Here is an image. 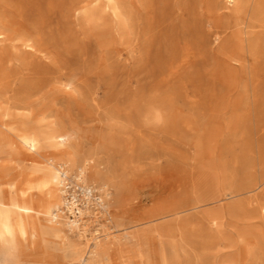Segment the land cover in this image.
<instances>
[{"label":"bare ground","instance_id":"obj_1","mask_svg":"<svg viewBox=\"0 0 264 264\" xmlns=\"http://www.w3.org/2000/svg\"><path fill=\"white\" fill-rule=\"evenodd\" d=\"M220 1L228 14L217 7ZM232 26L240 51L248 49L256 59H264V0H0V264H55L59 252L67 254L69 264H179V247L187 243L190 252L197 250L185 238L180 245L167 241L165 230L134 231L166 212L141 209L128 220L114 217L112 208L122 207L135 139L152 143L197 137L182 143L210 170L204 161L213 152L211 139L199 133L207 106L200 93L186 91L185 80L206 61V46L220 43ZM94 41H99L101 54L93 48ZM116 41L130 44L143 64L142 79L158 74L161 87L172 90L141 87L139 71L116 72L119 59L110 57ZM160 43L164 56L155 49ZM239 53L225 57L240 63L244 54ZM153 60L157 70L150 68ZM174 84L185 91L174 90ZM65 97L86 110L85 122L108 121L109 130L101 139H68L59 115ZM159 151L158 157H182L168 146ZM3 155L6 159L1 160ZM63 173L92 186L103 199L104 228L112 232L103 239L94 237L87 253L80 241L91 233L90 208H82L86 219L81 224L70 221L64 212ZM154 181L167 186L171 195L187 190L182 173L163 172ZM246 189L232 182L212 199L264 197V175ZM224 210L220 206L190 229L204 264H239L230 257V246H220L224 213L238 221H264V204L257 216L244 219L241 205ZM258 236L257 242L264 244V233Z\"/></svg>","mask_w":264,"mask_h":264},{"label":"rangeland","instance_id":"obj_2","mask_svg":"<svg viewBox=\"0 0 264 264\" xmlns=\"http://www.w3.org/2000/svg\"><path fill=\"white\" fill-rule=\"evenodd\" d=\"M133 2L136 3V0H132ZM206 6L204 3L202 11H206ZM224 6L223 1L217 4L221 12L226 14ZM235 31L236 28L232 26L220 43L211 41L205 48L206 61L198 65L197 72L191 75L190 80H185L186 91L192 96L200 93L199 96L207 106L206 117L201 120L199 133L206 134L203 139H211L213 152L204 161L205 164L209 163L210 170L203 168L196 161L194 149L187 148L182 143L184 140H197V137L151 139L152 146L146 142L147 139L141 141L135 139L138 144L134 156L131 157L133 163L126 178V187L121 193L122 207L112 208L114 217H125L128 220L133 217L134 211L141 209L155 208L160 212H166L160 216L161 218L158 217L157 221L139 226L134 231L140 229L155 234L157 231L163 233L165 230L167 241H174L180 245L183 243L182 238H185L186 242L196 245L197 250L191 252L186 246L187 243L178 248L179 264H204L202 259L205 256L198 249L199 245L194 242L196 233L192 235L194 232L190 230L203 216L214 213L220 206L226 211L228 208L241 205L245 210L242 218L255 217L259 205L264 204V197L252 198L247 194L222 202L212 199L215 193L232 182L234 186H245L246 190H249L253 180L261 174L264 175V59H256L247 48L241 52L237 40L239 35ZM95 42L93 48L98 51L99 41ZM159 48L164 56V44H157L155 49ZM97 53L101 54L100 51ZM237 53L244 54L240 63L229 62L225 57V54ZM110 57L112 60L119 59L115 65V71L118 73L128 75L139 71L140 76L136 79H140L141 87L158 92L172 90L170 87H161L158 74L142 79L146 75L140 70L143 64H140L132 53L130 44L116 41L110 47ZM156 64L157 62L153 60L150 68L155 66L154 70H157ZM179 84L172 85L173 89L185 91ZM64 99L59 115L64 120V130L68 139H101V133L109 130L106 120L97 124L85 122L86 110H83L77 100L71 97ZM184 113L187 111L184 110ZM128 140L127 144L131 142ZM161 146L178 149L182 157H177L173 153L165 156L161 154L158 157L157 153H161L159 151ZM183 156L188 158L185 160ZM4 159L6 156H1V160ZM167 171L182 173L185 176L188 181L186 192L171 195L167 186L155 183L154 179ZM108 190L113 191L112 188ZM204 200L205 202H201ZM224 215L221 235L223 242L220 246H230L228 249L230 257L236 258L239 264H258L259 260L263 262L264 244L261 245L257 241L258 234L264 233V221L260 222L259 219L238 221L230 212ZM105 217L103 215L97 221L100 223L99 230H95L91 225V233L80 241L84 253L89 251V245L92 246L94 237L103 239L105 233L112 232L104 228L107 223ZM236 228L239 231H235ZM120 233L115 231L113 234ZM111 235L112 233L109 236ZM66 255L59 252L55 264H69ZM223 257L224 255H220V260ZM253 258L259 260L254 261Z\"/></svg>","mask_w":264,"mask_h":264},{"label":"built area","instance_id":"obj_3","mask_svg":"<svg viewBox=\"0 0 264 264\" xmlns=\"http://www.w3.org/2000/svg\"><path fill=\"white\" fill-rule=\"evenodd\" d=\"M62 171V170H61ZM63 189L65 192L66 206L65 214L70 221L76 224H81L85 221V216H82L81 211L84 206L90 208L91 221L95 230H99V219L103 216V202L101 193L92 186H85L78 180H73L70 176L63 173ZM101 222V221H100Z\"/></svg>","mask_w":264,"mask_h":264}]
</instances>
